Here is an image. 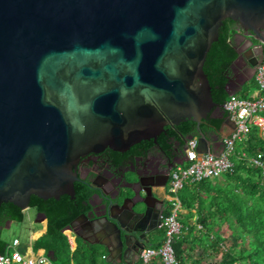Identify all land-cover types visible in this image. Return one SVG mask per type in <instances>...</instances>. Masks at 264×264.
Masks as SVG:
<instances>
[{
	"label": "water",
	"instance_id": "obj_1",
	"mask_svg": "<svg viewBox=\"0 0 264 264\" xmlns=\"http://www.w3.org/2000/svg\"><path fill=\"white\" fill-rule=\"evenodd\" d=\"M227 19L259 49L247 68L264 64V0H0V205L26 211L32 196L74 198L81 157L126 152L167 125L193 121L198 152L220 155L225 144L201 131L221 108L204 65ZM237 52L227 96L248 80L234 66ZM224 107L214 116L223 141V125L236 127ZM104 218L116 247L105 244L106 261L115 264L127 251L124 225Z\"/></svg>",
	"mask_w": 264,
	"mask_h": 264
},
{
	"label": "trees",
	"instance_id": "obj_2",
	"mask_svg": "<svg viewBox=\"0 0 264 264\" xmlns=\"http://www.w3.org/2000/svg\"><path fill=\"white\" fill-rule=\"evenodd\" d=\"M236 27L231 19L225 20L219 40L213 43L207 55L204 71L212 87L213 99L221 108L201 125L204 132L220 129L223 121L214 116L224 111L222 104L228 98L225 87L229 82L231 65L238 55L231 43ZM196 132L197 125L193 121L179 126V134ZM242 152L248 156L261 152L264 161V139L256 128L252 129L247 140L237 145L239 157L235 158L232 172L220 179L191 183L183 188L185 192L179 197L188 212L180 215L183 228L174 243L178 264H264V188L260 182L261 171L251 166L248 160L240 159ZM75 191V198L67 195L59 200L31 197L30 207L46 216L45 231L33 242L36 255L50 254L52 264H71L72 261L75 264H112L104 258L106 250L78 238L77 248L71 250L63 231L81 212L91 209L87 203L91 191L76 183ZM168 213L169 206L165 216ZM24 219V211L18 206L12 203L0 205V228L7 221L23 222ZM163 240L164 237L161 242L151 241L148 247L157 248ZM8 245L0 235V253H4ZM199 250L201 254L198 256Z\"/></svg>",
	"mask_w": 264,
	"mask_h": 264
},
{
	"label": "flooded vegetation",
	"instance_id": "obj_3",
	"mask_svg": "<svg viewBox=\"0 0 264 264\" xmlns=\"http://www.w3.org/2000/svg\"><path fill=\"white\" fill-rule=\"evenodd\" d=\"M180 125H167L155 140L142 141L123 153L111 149L87 153L77 164L79 180L75 183L91 191L89 200L96 207V215L90 214L92 206L81 212L77 217L87 214L89 219L76 217L72 221L73 231L85 243L100 245L107 250L106 244L115 251L114 243L107 237L113 226L104 217L119 219L124 225L121 236L123 249L127 251L123 261L118 257L113 259L115 264L136 261L151 239L162 232L168 210L171 173L176 164L185 159L191 135L179 134ZM204 133L217 139V148H222L223 139L217 130ZM110 202V209L106 210L104 205ZM133 210L140 215L134 214ZM40 215L44 218V214ZM9 222L4 226L7 227ZM148 232L152 234L148 235Z\"/></svg>",
	"mask_w": 264,
	"mask_h": 264
},
{
	"label": "built area",
	"instance_id": "obj_4",
	"mask_svg": "<svg viewBox=\"0 0 264 264\" xmlns=\"http://www.w3.org/2000/svg\"><path fill=\"white\" fill-rule=\"evenodd\" d=\"M255 81L258 87L256 98L247 99L231 95L225 101L224 109L229 111V116L234 120L236 127L224 139V150L220 155L199 153L197 150L198 137H193L188 141L186 154L189 159L177 163L171 173L168 187L169 213L162 223L164 240L161 246L157 248L146 247L138 258L140 264H178L174 243L183 228L180 215L185 213L179 191L188 184L220 179L224 174L232 172L235 166V158L239 157L237 145L248 139L253 128H256L261 138L264 139V64L256 68ZM242 158L248 160L251 166L260 168V182L264 188L263 154L259 152L255 156H248L242 152L240 159ZM65 233L69 242L75 245L73 232L67 230ZM20 247L19 239H14L8 245L4 256L0 254V264H52L51 259L46 254L36 255L31 246L27 248L30 256L29 253H22ZM74 250L75 248H73ZM71 264H75L74 261Z\"/></svg>",
	"mask_w": 264,
	"mask_h": 264
},
{
	"label": "crops",
	"instance_id": "obj_5",
	"mask_svg": "<svg viewBox=\"0 0 264 264\" xmlns=\"http://www.w3.org/2000/svg\"><path fill=\"white\" fill-rule=\"evenodd\" d=\"M231 43H232L233 47L235 48L236 52H237V50H240V55H241L240 59L235 63L234 66L248 79L247 81H245L242 84V86L239 90L235 91L231 95H237L238 97L247 98V99L256 98L257 94H258V87H257L256 81H255L256 69H254V70L248 69L247 68V65H248L247 61L251 60L254 62L255 58L253 57V54H255V56H258L259 55V49H256V51H255V48H254L255 53H253V50L250 49V43L243 36H241V32L237 31L236 28H235V34H234L233 38L231 39ZM255 44H257V42ZM237 54L239 55L238 52H237ZM238 55H237V57H238ZM228 97H229V95H228ZM232 131H233L232 124L227 123V124L223 125L221 134H222V136H229L232 133ZM30 209H31V207L28 210L24 211V214H26L28 211H30ZM187 212L188 211L185 210V213H187ZM36 222H38L44 226V230L40 231V234H39V236H40L45 231L46 222H39V221H36ZM35 233H37V232L32 233V235L30 237V243L29 244H26L23 247L22 243H21V247H20L21 250L20 251L22 253H27V254L29 253V251L27 250L28 246H31L33 249V242L39 237V236H36L34 238ZM64 234L66 235V233H64ZM1 236H2V231H1ZM73 236L75 237V245L74 244L72 245L69 242L72 251H73V248H75V249L77 248V242H76L77 237H76L74 232H73ZM68 241H69V239H68ZM8 243L11 244L10 242H8ZM97 246H100V245H97ZM100 247L103 248L102 246H100ZM104 250H106V249H104ZM33 251H34V249H33ZM106 252L108 255L107 250H106ZM34 253H35V251H34ZM46 255L49 257L48 254H46ZM29 256H30V253H29ZM105 257H107V256H105ZM137 261H139V259H137L134 262L136 263ZM124 263H127V262H124Z\"/></svg>",
	"mask_w": 264,
	"mask_h": 264
},
{
	"label": "rangeland",
	"instance_id": "obj_6",
	"mask_svg": "<svg viewBox=\"0 0 264 264\" xmlns=\"http://www.w3.org/2000/svg\"><path fill=\"white\" fill-rule=\"evenodd\" d=\"M185 192V189H181L179 191V195H183ZM37 211L33 208L30 209L25 214V219L23 222H16L12 221L10 223L9 228L3 227L2 229V238L6 240L7 242H12L14 239H19V241L22 243V246L24 247L26 244L30 243V237L32 233L37 232L34 234V238L36 236H39L40 231L44 230V226L38 222L35 221V218L37 216ZM164 235L163 232L160 234L154 236L152 238L153 243L161 242ZM100 247V246H98ZM101 248V247H100ZM103 249V248H101ZM21 250V248H20ZM201 254V250L197 252V255L199 256Z\"/></svg>",
	"mask_w": 264,
	"mask_h": 264
}]
</instances>
